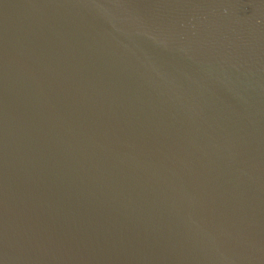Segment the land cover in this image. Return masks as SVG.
<instances>
[{"label": "water", "instance_id": "95a60500", "mask_svg": "<svg viewBox=\"0 0 264 264\" xmlns=\"http://www.w3.org/2000/svg\"><path fill=\"white\" fill-rule=\"evenodd\" d=\"M0 264H264V0H0Z\"/></svg>", "mask_w": 264, "mask_h": 264}]
</instances>
